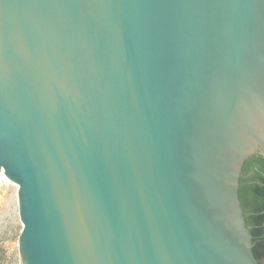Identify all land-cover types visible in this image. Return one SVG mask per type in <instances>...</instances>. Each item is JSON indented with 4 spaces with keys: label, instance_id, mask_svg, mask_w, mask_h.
<instances>
[{
    "label": "water",
    "instance_id": "water-1",
    "mask_svg": "<svg viewBox=\"0 0 264 264\" xmlns=\"http://www.w3.org/2000/svg\"><path fill=\"white\" fill-rule=\"evenodd\" d=\"M264 0H0V171L21 264H260Z\"/></svg>",
    "mask_w": 264,
    "mask_h": 264
},
{
    "label": "trees",
    "instance_id": "trees-1",
    "mask_svg": "<svg viewBox=\"0 0 264 264\" xmlns=\"http://www.w3.org/2000/svg\"><path fill=\"white\" fill-rule=\"evenodd\" d=\"M238 196L252 236L253 253L264 264V154H252L244 161Z\"/></svg>",
    "mask_w": 264,
    "mask_h": 264
},
{
    "label": "rangeland",
    "instance_id": "rangeland-1",
    "mask_svg": "<svg viewBox=\"0 0 264 264\" xmlns=\"http://www.w3.org/2000/svg\"><path fill=\"white\" fill-rule=\"evenodd\" d=\"M18 185L0 171V264H21L18 236L22 229L17 203Z\"/></svg>",
    "mask_w": 264,
    "mask_h": 264
}]
</instances>
